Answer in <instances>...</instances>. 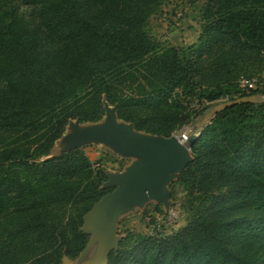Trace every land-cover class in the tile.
<instances>
[{"label":"trees","instance_id":"trees-1","mask_svg":"<svg viewBox=\"0 0 264 264\" xmlns=\"http://www.w3.org/2000/svg\"><path fill=\"white\" fill-rule=\"evenodd\" d=\"M23 1L36 9L27 20L0 0V264H61L83 250V215L111 191L83 147L39 161L68 121H99L104 98L136 130L171 137L219 100L264 98V84L238 87L264 83V0H203L199 43L185 48L145 31L163 0ZM251 60L260 70L237 78ZM190 150L170 189L203 198L191 221L131 248L123 238L109 264H264V103L220 112Z\"/></svg>","mask_w":264,"mask_h":264},{"label":"water","instance_id":"water-1","mask_svg":"<svg viewBox=\"0 0 264 264\" xmlns=\"http://www.w3.org/2000/svg\"><path fill=\"white\" fill-rule=\"evenodd\" d=\"M245 103H264L259 95L218 103L209 109L187 133L182 144L176 136L163 137L138 131L117 117L116 110L103 98V117L97 122L69 120L63 135L54 142L44 160L87 145L101 147L126 161L121 170L107 171L101 190L111 189L83 215L80 232L88 241L75 259L64 256L61 264H109V255L119 249V223L148 205L170 209V186L193 161L190 146L204 127L227 108Z\"/></svg>","mask_w":264,"mask_h":264},{"label":"rangeland","instance_id":"rangeland-1","mask_svg":"<svg viewBox=\"0 0 264 264\" xmlns=\"http://www.w3.org/2000/svg\"><path fill=\"white\" fill-rule=\"evenodd\" d=\"M15 6L16 13L31 18L36 14V9L31 4L23 0H10ZM203 0H163L158 9L146 21L144 26L149 38L158 47L185 48L199 43L202 33L203 20L201 19ZM260 64L257 60H251L247 65L239 69V76L247 77L258 69ZM244 68V69H243ZM190 100V99H189ZM222 99L217 101L221 103ZM187 112L199 104L196 99L188 101ZM201 116H193V125ZM192 125V126H193ZM191 126V127H192ZM182 131V130H181ZM179 131V132H181ZM178 134V132H177ZM82 156L87 159L89 169L93 172V177L104 171H118L123 168L121 159L111 155L101 147L87 145L83 147ZM41 158L39 161H44ZM173 206L164 211L156 210L153 206L145 208L141 212L125 217L118 227V234L125 239L128 247H133L139 239H149L158 237H169L184 228L194 215L196 208L201 206L203 198L199 195L189 194L188 190L180 184L174 187ZM160 235V236H159ZM157 237V238H158ZM121 239V240H122Z\"/></svg>","mask_w":264,"mask_h":264},{"label":"built area","instance_id":"built-area-1","mask_svg":"<svg viewBox=\"0 0 264 264\" xmlns=\"http://www.w3.org/2000/svg\"><path fill=\"white\" fill-rule=\"evenodd\" d=\"M263 75L258 78H252V79H246V78H240L238 81V87L243 91L253 90L256 89L258 86L261 87L264 83L261 82V78ZM191 128L187 127L184 128L180 134L174 135L177 137V139L182 143L185 144L187 142V133L189 132Z\"/></svg>","mask_w":264,"mask_h":264}]
</instances>
